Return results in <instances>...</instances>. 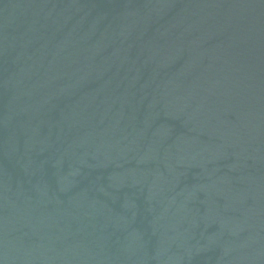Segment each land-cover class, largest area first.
Returning <instances> with one entry per match:
<instances>
[{
	"label": "water",
	"instance_id": "1",
	"mask_svg": "<svg viewBox=\"0 0 264 264\" xmlns=\"http://www.w3.org/2000/svg\"><path fill=\"white\" fill-rule=\"evenodd\" d=\"M0 264H264V0H0Z\"/></svg>",
	"mask_w": 264,
	"mask_h": 264
}]
</instances>
